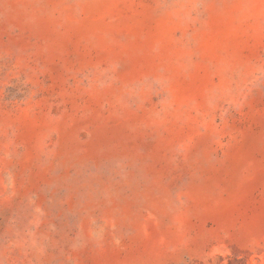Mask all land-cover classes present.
I'll use <instances>...</instances> for the list:
<instances>
[{
  "label": "rangeland",
  "instance_id": "rangeland-1",
  "mask_svg": "<svg viewBox=\"0 0 264 264\" xmlns=\"http://www.w3.org/2000/svg\"><path fill=\"white\" fill-rule=\"evenodd\" d=\"M0 264H264V0H0Z\"/></svg>",
  "mask_w": 264,
  "mask_h": 264
}]
</instances>
